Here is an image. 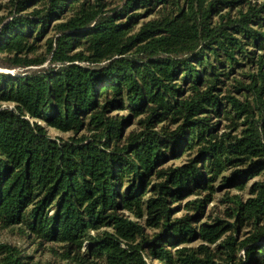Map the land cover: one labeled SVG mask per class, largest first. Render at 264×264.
Here are the masks:
<instances>
[{
	"label": "trees",
	"instance_id": "trees-1",
	"mask_svg": "<svg viewBox=\"0 0 264 264\" xmlns=\"http://www.w3.org/2000/svg\"><path fill=\"white\" fill-rule=\"evenodd\" d=\"M11 5L0 51L12 65L44 63L28 54L55 35L52 66L0 72V225L63 244L74 264H264V179L245 200L226 196L228 219L203 221L219 178L220 188L243 189L264 173V1ZM158 6L135 31L140 10ZM238 67L249 73L230 78ZM188 150L187 162L166 166ZM197 191L209 192L175 205ZM0 256L29 264L9 244Z\"/></svg>",
	"mask_w": 264,
	"mask_h": 264
},
{
	"label": "rangeland",
	"instance_id": "rangeland-1",
	"mask_svg": "<svg viewBox=\"0 0 264 264\" xmlns=\"http://www.w3.org/2000/svg\"><path fill=\"white\" fill-rule=\"evenodd\" d=\"M253 3H261L264 0H250ZM124 3V0H112L111 7H121ZM11 0H0V17L6 18L10 16L9 11L11 9ZM160 9V6L154 8L153 12L146 13L145 9L140 10L142 13H144L143 17L140 19L139 24L135 26V31H137L143 22L148 21L149 19L157 16V11ZM229 9V8H228ZM226 9V10H228ZM226 10L223 11V13L226 12ZM239 10V6H234L232 9L230 8V11L233 13H237ZM219 19V15L215 16V20ZM55 35L54 31L49 32L45 39L39 42L38 47L35 52L28 54L29 58H42L43 56H47V59L44 63L39 65H31V66H22V65H12L10 57V54H7L5 52L0 51V72L7 73L13 76L18 75H25L27 73H33L39 69L42 68H48L49 66H52L51 64V56L47 55V46L46 41L49 37H52ZM250 49H253L250 47ZM263 53V50L261 52ZM25 54H23V57ZM19 58H21V55H19ZM54 65V64H53ZM253 67H256L254 63H252ZM246 66V64H245ZM249 66V65H248ZM252 67V66H249ZM248 68L241 67L236 68L234 72L230 75V78H233L234 76L242 77L241 73H249ZM226 81L229 82V79H226ZM236 85V82H233ZM235 93L238 95H242L241 91H235ZM3 107L10 106L13 107V104L10 103H3ZM119 115H128L129 110H123V111H117L114 112V114ZM143 117V116H142ZM142 117H136L134 124H132L128 131H131L133 129H138L140 127V124L138 123L139 119ZM45 123V122H43ZM160 127V126H159ZM220 127H222V130H220L222 133L224 129H227V122L221 121ZM49 133L52 137H63L68 138L71 135H73L72 132H63L61 130L55 129V128H48ZM195 153L194 150H188L185 153L180 154L179 157L172 156L168 162H166V166L168 165H181L190 159ZM230 171H227L225 175H229ZM264 179V173H261L253 178H251L248 183L245 185L243 189L239 188H233V187H222L220 188L221 180L220 178L214 183L215 185V191L212 194V197L210 199V202L205 206V218L203 219L204 222H212V220L215 217H221L224 219H228L227 211L230 207V203L226 201L227 195H239L244 200L251 196V188L253 186V183L256 181H260ZM209 191H197L190 197L184 199L181 202H177V204H182L183 206L189 199H196V198H204ZM148 196V195H147ZM183 206H181L178 209L177 216H181L187 212V210H183ZM127 214H129L127 212ZM247 230V229H246ZM102 231V230H101ZM148 232H153L152 229H147ZM92 234H95V231L92 232ZM41 240L31 236L26 228L24 226H13L9 228L2 227L0 225V243L9 244L12 246L17 247L20 250V253L22 256H25V260L29 262V264H74L71 259L65 258V249L64 245L61 243H53V242H44L41 243ZM201 242L195 241L189 246H198ZM88 242L84 243L83 250H86L88 246ZM1 257V256H0ZM150 264H162L157 260L149 259L148 260ZM0 260V264H1Z\"/></svg>",
	"mask_w": 264,
	"mask_h": 264
}]
</instances>
